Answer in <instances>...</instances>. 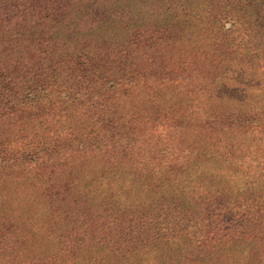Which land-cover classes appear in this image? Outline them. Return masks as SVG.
Returning a JSON list of instances; mask_svg holds the SVG:
<instances>
[{
  "label": "trees",
  "instance_id": "obj_1",
  "mask_svg": "<svg viewBox=\"0 0 264 264\" xmlns=\"http://www.w3.org/2000/svg\"><path fill=\"white\" fill-rule=\"evenodd\" d=\"M0 264H264V0H0Z\"/></svg>",
  "mask_w": 264,
  "mask_h": 264
},
{
  "label": "rangeland",
  "instance_id": "obj_2",
  "mask_svg": "<svg viewBox=\"0 0 264 264\" xmlns=\"http://www.w3.org/2000/svg\"><path fill=\"white\" fill-rule=\"evenodd\" d=\"M37 113H45L46 112V109H44V108H38V110L36 111ZM60 115H62V114H60ZM45 118L47 119V118H49V116L48 115H46L45 116ZM58 120H60V118H59V116L57 115L53 120L52 119H48V121H51V122H55V121H58ZM52 132H53V130H52ZM15 137V139H18V136L16 135V136H14Z\"/></svg>",
  "mask_w": 264,
  "mask_h": 264
}]
</instances>
